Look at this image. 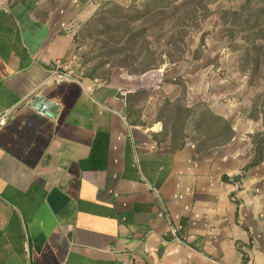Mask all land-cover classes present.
I'll list each match as a JSON object with an SVG mask.
<instances>
[{
  "label": "crops",
  "instance_id": "1",
  "mask_svg": "<svg viewBox=\"0 0 264 264\" xmlns=\"http://www.w3.org/2000/svg\"><path fill=\"white\" fill-rule=\"evenodd\" d=\"M43 1L0 0V264H264V153L231 181L254 157L260 116L209 107L232 141L199 157L191 140L170 150L152 138L160 123L126 118L136 77L49 83L70 42ZM97 133L108 137L101 171L81 165Z\"/></svg>",
  "mask_w": 264,
  "mask_h": 264
},
{
  "label": "rangeland",
  "instance_id": "2",
  "mask_svg": "<svg viewBox=\"0 0 264 264\" xmlns=\"http://www.w3.org/2000/svg\"><path fill=\"white\" fill-rule=\"evenodd\" d=\"M142 2L44 0L41 4L44 17L62 26V34L70 42L64 58L58 61L60 74L81 80L105 79L114 69L127 73L118 67V58L107 57V50L101 49V37L96 33L102 27L95 21L101 12L114 5L127 10L132 4L140 7ZM243 2L209 0L207 16L200 18L197 28H192L185 39L183 61L177 65L163 64L144 75L133 76L137 80L144 78L141 87L136 82L139 84L136 92L143 94L131 105L139 120L152 121L165 100L194 110L226 107L234 110L232 118L238 113L240 117L258 116L264 106V31L263 39L255 44L258 50L253 51L241 40L242 34L236 33V28L225 24L222 18L224 12L239 10ZM259 25L264 30V21ZM248 50L249 58L246 57Z\"/></svg>",
  "mask_w": 264,
  "mask_h": 264
},
{
  "label": "trees",
  "instance_id": "3",
  "mask_svg": "<svg viewBox=\"0 0 264 264\" xmlns=\"http://www.w3.org/2000/svg\"><path fill=\"white\" fill-rule=\"evenodd\" d=\"M141 6L132 4L127 10L114 5L101 12L95 21L98 27L96 36L101 37V49H106L107 57L118 58L119 68L125 69L129 76H140L156 70L163 64L177 65L184 60L185 39L190 30L197 28L200 18L208 14L209 0H142ZM255 3V4H253ZM225 24L236 28L242 34L241 40L256 51L255 46L263 39L264 0H244L237 11L224 12ZM234 33V32H233ZM95 36V37H96ZM246 57L249 58V51ZM143 93L126 95V118L131 125L145 126L139 116L132 112V104ZM260 116L263 132L252 137L254 157L242 170L241 176L231 181H239L248 169L262 162L264 153V111ZM161 124V132L156 142H167L172 151L184 148L189 140L198 139L193 144L195 156L206 152L217 153L234 138L231 122L215 115L210 109L194 110L165 100L154 117ZM108 137L97 133L87 159L82 167L101 171L105 169ZM225 182L229 180L224 179Z\"/></svg>",
  "mask_w": 264,
  "mask_h": 264
},
{
  "label": "built area",
  "instance_id": "4",
  "mask_svg": "<svg viewBox=\"0 0 264 264\" xmlns=\"http://www.w3.org/2000/svg\"><path fill=\"white\" fill-rule=\"evenodd\" d=\"M59 69H61V66L58 63L53 64L52 67V71H51V75H50V79H49V83H54V84H59L63 81H65L67 78H69L68 76H66L65 74H60ZM144 82V78L140 77L138 78V84L141 87V84ZM149 87H153V84L150 85ZM124 96V94H122ZM10 115V111H4L1 115H0V128L3 127L6 124L7 118Z\"/></svg>",
  "mask_w": 264,
  "mask_h": 264
},
{
  "label": "water",
  "instance_id": "5",
  "mask_svg": "<svg viewBox=\"0 0 264 264\" xmlns=\"http://www.w3.org/2000/svg\"><path fill=\"white\" fill-rule=\"evenodd\" d=\"M30 106L39 113L51 117L53 105L42 97H36L30 102Z\"/></svg>",
  "mask_w": 264,
  "mask_h": 264
}]
</instances>
